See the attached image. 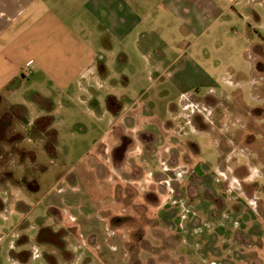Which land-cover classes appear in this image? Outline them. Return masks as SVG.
Wrapping results in <instances>:
<instances>
[{
  "label": "crops",
  "instance_id": "obj_1",
  "mask_svg": "<svg viewBox=\"0 0 264 264\" xmlns=\"http://www.w3.org/2000/svg\"><path fill=\"white\" fill-rule=\"evenodd\" d=\"M240 4L246 3L0 0V108L11 106L23 117V124L13 122L17 134H74L72 125L83 123L91 125V132L106 135L107 144L92 147L94 155L53 185L47 213L35 220L38 242L57 246L62 253L56 257L48 251L49 264H60L59 259L64 264H129L125 249L121 246L115 253L104 238L111 230L132 236V220L154 219L147 216L148 208L168 202L202 211L188 225L190 238L184 242L193 252L188 262L173 248L178 264H264L263 176L226 175L242 167L247 174L263 169L247 168L248 156L239 145L219 149L214 169L201 160L197 143L181 140L178 134L184 126L165 124L142 98L150 91L149 82L156 85L164 79L170 90L181 94L186 108L194 107L191 91L202 86L209 97L222 99L211 93L218 86L214 64L221 61L219 43L227 40L232 52H238L239 44L242 55L251 51L253 74V43L245 46V37L234 32L239 23L233 13L242 11ZM191 111L180 114L189 125ZM111 135L117 144L108 143ZM36 143L25 140L29 152L43 163L39 152L47 151ZM253 143L248 141L249 147ZM109 155L117 171L108 164ZM126 162L134 169L124 166ZM251 186L256 188L248 192ZM169 213L176 221L180 209ZM22 236L18 245L25 244Z\"/></svg>",
  "mask_w": 264,
  "mask_h": 264
},
{
  "label": "rangeland",
  "instance_id": "obj_2",
  "mask_svg": "<svg viewBox=\"0 0 264 264\" xmlns=\"http://www.w3.org/2000/svg\"><path fill=\"white\" fill-rule=\"evenodd\" d=\"M244 1L246 3L244 6L238 5L239 10L242 11L233 13L235 17L237 15L236 19L239 23L234 32L236 36L245 37V46L253 43V74L250 72L249 61L251 51L247 50L242 55L240 51L243 47L239 44L240 49L233 53L231 41L230 43L228 40L225 43H219L221 53L218 57L221 61H215L214 64V76L218 86L213 88L211 94L220 96L222 99L209 97L210 93L205 86L191 91L190 95H193L196 100L193 99L192 102L194 107H190L193 112L190 121L196 131L192 129L185 117H180V114L190 113V108L183 106L184 98L176 89H169L170 85L167 80L161 79L156 85H151L152 83L149 82L150 91L144 93L142 98L165 124H174V127L184 126L183 132L178 134L181 140L185 143L189 140L197 143L201 148V160L214 164V169L217 165L219 149L231 150L238 147L244 149L248 156L244 157V162L247 161V168H259L263 171H251L247 174L244 170L246 168L242 167L233 173L227 172L226 175L230 178L247 175L252 178V176L262 175V180H259L264 185V0ZM242 72L245 75L241 78ZM224 77H227L229 83L224 81ZM230 81H233V84L234 82L241 83L232 86ZM137 93L134 92L133 95ZM13 122L23 124L24 120L13 107L6 105L1 107L0 264H49L46 257L48 251H53L51 254L56 257H60L62 253L57 246H46L38 242L36 239L38 227L35 225V220L40 214L47 213L48 194L53 185L59 182L61 176H64L70 169L77 170L87 157L94 155L95 152L91 151L92 147L107 144L103 139L106 135L91 132V125L83 123L72 125L76 127L74 134L65 132L60 135H18L19 130ZM82 127H87V129L82 131ZM25 140L38 142L36 144L39 147L46 149L48 154L39 152L43 163L29 152ZM251 140H254V143L252 147H249L248 141ZM116 142L113 135L109 136L108 143L114 145ZM46 145L47 148H45ZM136 156L138 157V155L135 157L132 155L133 158ZM130 159L131 157L127 161ZM239 159L242 160V157L240 156ZM113 161L112 155H109L108 164H115ZM127 164L124 166L134 169V164L130 165V162ZM222 176L223 179L224 175ZM255 188L256 186H251L247 191L252 192ZM261 189L264 192V186H261ZM101 205L103 207L106 204ZM113 206L117 208L115 203ZM212 206L216 208L218 204L214 203ZM178 208L180 209L179 219L175 221L169 212ZM231 210H233L232 207ZM201 214L200 209L188 203L180 205H174L172 202L162 203L153 210L148 208L147 216L154 219L143 220V222L132 220L133 223H131L134 225L132 236H128L125 232L117 231L116 233L111 230V235L106 236L104 242L115 247V253L122 246L128 255L124 260L127 258L126 261L129 264H178L180 258L179 255L173 253L174 247L178 254L184 257L182 262L186 263L193 255L190 246L184 242L190 238L188 229L190 226L188 225L194 223L195 218L202 216ZM23 234L29 236L27 240H25L26 236H22ZM21 236L25 240H22V243L25 244L18 245ZM178 240H181L180 246L177 245ZM72 241L75 243L77 239L72 238ZM126 241H128L127 244ZM54 242H59V238ZM29 251L31 255H28ZM103 253L107 256L108 253L110 254V252ZM23 259L28 261L22 262ZM59 262L64 264L61 259Z\"/></svg>",
  "mask_w": 264,
  "mask_h": 264
},
{
  "label": "flooded vegetation",
  "instance_id": "obj_3",
  "mask_svg": "<svg viewBox=\"0 0 264 264\" xmlns=\"http://www.w3.org/2000/svg\"><path fill=\"white\" fill-rule=\"evenodd\" d=\"M125 146H126V143L123 142L122 145L118 148L119 152L123 153L124 152L123 149Z\"/></svg>",
  "mask_w": 264,
  "mask_h": 264
}]
</instances>
